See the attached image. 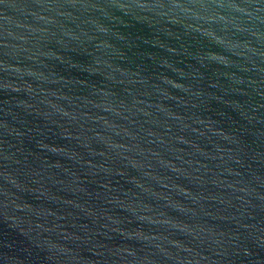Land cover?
<instances>
[{
    "label": "water",
    "instance_id": "95a60500",
    "mask_svg": "<svg viewBox=\"0 0 264 264\" xmlns=\"http://www.w3.org/2000/svg\"><path fill=\"white\" fill-rule=\"evenodd\" d=\"M0 264H264V0H0Z\"/></svg>",
    "mask_w": 264,
    "mask_h": 264
}]
</instances>
